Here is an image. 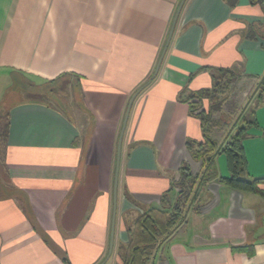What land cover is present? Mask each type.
<instances>
[{
  "label": "crops",
  "instance_id": "1",
  "mask_svg": "<svg viewBox=\"0 0 264 264\" xmlns=\"http://www.w3.org/2000/svg\"><path fill=\"white\" fill-rule=\"evenodd\" d=\"M180 1L0 0V83L9 80L0 88V110L5 97H17L20 79L41 85L66 77L82 112L74 120L28 98L7 105L2 161L18 193L0 198V264H63L61 254L68 264H120L127 227L160 206L182 164L201 172L186 143L201 142L203 129L186 98L209 89L219 69L253 78L239 82L207 126L218 143L230 133L264 75V38L245 36L249 26L264 30V9L248 0L233 8L222 0H185L156 77L130 107L105 260L122 121L154 71ZM250 103L255 125L242 141L246 173L264 179V96ZM214 169L229 176L223 154ZM258 189L264 192V183ZM244 246L251 255L234 250ZM154 264H264V198L210 181Z\"/></svg>",
  "mask_w": 264,
  "mask_h": 264
},
{
  "label": "trees",
  "instance_id": "2",
  "mask_svg": "<svg viewBox=\"0 0 264 264\" xmlns=\"http://www.w3.org/2000/svg\"><path fill=\"white\" fill-rule=\"evenodd\" d=\"M222 1L233 8L238 0ZM248 2L252 6H259L264 9V0H248ZM260 29V26H249L246 29L245 36L247 39H255L256 36L264 38V30ZM242 79L251 80L253 78L237 70L219 69L216 71V75L212 76V85L209 89L200 90L187 96L189 114L200 121L203 129V139L197 143L188 141L186 148L190 157L200 164L201 172L193 175L189 166L182 164L177 179L170 184V188L161 196L160 206L144 211L127 227L128 241L124 246L119 247L121 253L120 264H154L160 246L184 222L186 214L197 201L199 190L210 181L216 180L227 187L253 193L264 198V192L258 189V185L264 183V179L249 178L246 173V162L242 148V141L247 136V130L255 125V108L250 101L253 98L260 101L264 96V75L255 79V84L248 98L238 109L235 119H240V126L237 127L235 132L227 134L220 143L211 139L207 134V126L210 124L212 115L222 110L226 97ZM54 81L56 80L34 85L27 90L28 101L49 105L47 101L52 100L53 94H55L54 88L50 86ZM203 101H207V109H204ZM1 121L2 117L0 116V148L4 172L2 156L8 133L6 112L4 123L2 124ZM220 153L226 158L229 171L227 178L219 177L214 169V159ZM16 193L18 192L9 186L8 189H3L0 198L10 197ZM171 194H174V197ZM234 250L245 252L247 255L252 254L249 246ZM60 257L63 264H68L63 254Z\"/></svg>",
  "mask_w": 264,
  "mask_h": 264
},
{
  "label": "rangeland",
  "instance_id": "3",
  "mask_svg": "<svg viewBox=\"0 0 264 264\" xmlns=\"http://www.w3.org/2000/svg\"><path fill=\"white\" fill-rule=\"evenodd\" d=\"M9 85V80H7V82H3L0 83V88L3 91L6 86ZM34 85L31 83H28L26 81H23L22 79H20V83L18 82V87L16 88V90H14V93H17V97L13 94H10L7 97L4 98V105L3 109L0 110V116L2 117V121L1 123H4V115H5V111L7 108L8 104L18 102V101H22L23 99H27L28 95L23 93L22 91H27L29 90L31 87H33ZM52 88H54L55 90V94H53V99L47 101L48 104L50 106H53L56 109H62L64 113H66V115L74 120H76L77 118H80L81 114V110H80V106H79V101L77 98V94L75 93V84L74 81L72 79H68L66 77L60 78L56 81H54L53 84L50 85ZM240 92H238L239 94ZM237 94V93H236ZM15 96V97H14ZM9 97V98H8ZM8 99V100H7ZM245 103V102H244ZM237 115V114H236ZM80 116V117H79ZM234 116V120H235ZM240 126V119H236L234 121V126L232 128V130H230L231 134H233L235 132V130L237 129V127ZM6 188L8 189V183L6 181L3 169H2V162H1V148H0V195L3 194V189Z\"/></svg>",
  "mask_w": 264,
  "mask_h": 264
},
{
  "label": "water",
  "instance_id": "4",
  "mask_svg": "<svg viewBox=\"0 0 264 264\" xmlns=\"http://www.w3.org/2000/svg\"><path fill=\"white\" fill-rule=\"evenodd\" d=\"M185 0H181L180 3L178 4V7L175 11V14L173 16L169 31H168V35L165 41V44L163 46V49L160 53V56L157 60L156 66L154 68V71L150 77V79L141 87L139 88L136 92H134V94L132 95V97L130 98L126 111H125V115L122 121V125H121V129H120V133H119V137H118V142H117V149H116V160H115V170H114V178H113V189H112V213H111V222H110V236H109V246H108V252H107V256L106 259L107 260L111 253H112V247H113V236H114V226H115V216H116V191H117V180H118V170H119V162H120V147H121V142H122V138H123V134H124V130L126 127V123H127V119H128V115H129V111H130V107L131 104L134 100V98L138 95V93L146 86L148 85L157 75L160 64L162 62V59L164 57V54L166 52V49L168 47V44L170 42L178 15L180 13V10L184 4Z\"/></svg>",
  "mask_w": 264,
  "mask_h": 264
}]
</instances>
